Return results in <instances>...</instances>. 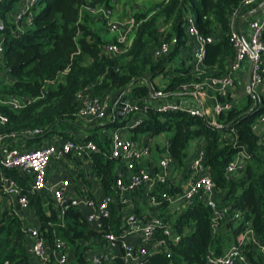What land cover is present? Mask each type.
Wrapping results in <instances>:
<instances>
[{"label": "trees", "instance_id": "16d2710c", "mask_svg": "<svg viewBox=\"0 0 264 264\" xmlns=\"http://www.w3.org/2000/svg\"><path fill=\"white\" fill-rule=\"evenodd\" d=\"M21 1L5 0L0 4V20L5 23L6 35L0 66V99L29 98L35 102L18 112L0 103V113L8 117V123L0 127V148L11 143L15 146L13 142L17 141L22 142L18 147L24 144L29 149L39 148L58 128L83 126L78 120L77 95L86 88H92L97 96L128 95L139 104V124H129L132 115L121 121L115 115L101 128H125L130 139L136 142L143 136L155 138L167 134L169 152L175 160L174 170L184 171L180 183L172 182L171 189H162L171 194L181 191L183 182L189 180L188 149L192 142L202 140L204 165L214 182L217 202L242 214L241 221L229 220L214 234L212 211L199 197L184 210L173 208L172 212L165 205L161 216L173 223L182 239L172 248L171 258L165 254L153 255L148 264H202L209 251L223 254L232 244H239L238 237L248 221L264 245V145L256 129L264 113V94L259 92L255 100L246 93L243 105L234 104L229 96L228 101L233 103L229 111L219 115L209 112L203 118L182 109L160 112L150 104L139 102L150 99V85L155 90L178 94L185 83H198L229 72L236 57L230 42L231 17L244 0H159L148 11L134 15L141 25L132 48L121 56L105 53L104 48L115 40L109 38L103 16L96 13L113 11L112 4L118 0H39L33 7L31 25L19 32L8 14ZM189 16L203 37H217L216 42L205 47L207 73L200 77L194 75L188 64L191 60L186 35ZM165 43L171 45L170 53L155 59L154 50ZM36 129L43 130V134L29 137L27 133ZM98 129L96 126L78 138L61 132L65 140L92 141L99 148L87 160L91 166L90 179L77 172L75 189L80 195L85 191L92 194L95 183L105 194L115 192L117 169L122 162L111 158L110 135L102 136ZM155 149L162 153L159 145ZM240 152L247 157L244 167L228 174L227 166ZM2 179H14L22 195L30 197V210L51 252L56 238H60L67 242L76 264H88L84 255L94 248L92 244H97L99 238L84 213L67 202L68 210L61 219L60 210L49 198L31 193L30 178L20 171L5 169L1 163L0 264H34L23 233L24 220L15 207L7 205ZM136 195L142 196L140 192ZM147 209L136 204L140 215H146ZM120 225V211L113 210L112 218L105 221V228L118 232ZM241 249L252 264H264V256L254 246L242 245ZM114 264L124 263L117 259Z\"/></svg>", "mask_w": 264, "mask_h": 264}, {"label": "built area", "instance_id": "2783aa9c", "mask_svg": "<svg viewBox=\"0 0 264 264\" xmlns=\"http://www.w3.org/2000/svg\"><path fill=\"white\" fill-rule=\"evenodd\" d=\"M5 0H0V4ZM39 0H22L14 24L17 31L23 32L31 25L33 7ZM258 0H244L241 8L251 7ZM238 9L231 17L230 42L236 57L229 72L222 76H210L198 83H185L179 88L178 94L155 90L150 87L149 100H140L153 106L160 112L185 110L196 117L203 118L209 112L219 115L229 111L233 103L228 101L230 92L235 86L234 75L245 62L252 65L251 86L247 92L258 96L264 85V16L250 24V37L244 39L236 30L235 23ZM106 20L107 29L115 40L105 48V53L113 56L125 55L133 46L137 30L141 22L130 16L122 22L112 20V13L104 10L96 12ZM5 23L0 20V66L3 61L4 44L6 35L3 33ZM162 32L164 29L161 30ZM186 35L191 52L190 64L196 77L207 73L205 67L206 45L217 41V37H203L195 25L194 19L189 16L186 23ZM170 44H163L155 49L153 56L161 59L168 55ZM50 84H55L50 83ZM124 98L126 101L124 102ZM187 98L188 100H183ZM80 104L78 120L84 124H102L109 114L107 101L94 94L92 88H86L77 95ZM35 100L29 98L0 99V103L13 111H21L30 106ZM123 104L125 117L140 113L139 104L132 101L128 95H121L117 99L118 115L120 105ZM208 105V106H207ZM140 116L131 121L130 125L139 124ZM133 122V123H132ZM8 123V117L0 113V127ZM264 130V113L258 119V124ZM125 128H115L111 134L110 156L121 160L117 169L115 192L101 196L85 191L83 195L77 193L69 179L51 182L48 171L53 160L65 161L72 157L78 163L88 162V157L98 153L99 148L94 142L79 143L74 140H64L61 144H48L35 149L24 150L21 146L4 145L0 148V163L7 170L20 171L31 180L30 191L33 194H45L51 204L60 210L63 219L68 202L70 206L79 208L85 215L87 222L98 234L99 241L93 243V249L88 250L84 257L88 264H114L121 259L124 264H148V259L153 255L165 254L172 257V248L181 242V236L176 232L173 223L162 217V208L166 205L172 212L184 210L193 203L197 197L204 200L212 211L211 227L217 234L220 227L230 221L239 222L242 214L233 211L230 206L220 205L216 200L215 185L211 174L204 165V153L198 151L197 157L189 161V180L183 182L182 190L174 194L162 191L163 188H172L175 182V160L169 152L168 142L154 157L153 146L149 142L133 141L124 135ZM29 137L43 134V130L36 129L27 133ZM264 145V132L261 137ZM244 152L238 153L227 166V173L232 174L245 165L247 157ZM90 179V173L85 175ZM184 173L179 178L183 180ZM3 190L7 195L9 204L19 211L30 210V197L23 196L21 187L14 179H2ZM140 192L142 196H137ZM145 198V199H144ZM146 202V203H145ZM136 204L148 207L146 215L136 212ZM113 210L120 211L121 225L118 232L107 230L105 221L112 218ZM24 220V219H23ZM23 233L29 243V253L34 259V264H76L71 257L67 242L56 238L55 247L51 252L47 239L42 236L39 225L33 221L23 225ZM239 244H232L223 254L211 250L205 256L202 264H252L244 255L241 246L252 245L260 255L264 256V245L253 228L251 222H245L244 231L238 237Z\"/></svg>", "mask_w": 264, "mask_h": 264}, {"label": "crops", "instance_id": "0c3cea01", "mask_svg": "<svg viewBox=\"0 0 264 264\" xmlns=\"http://www.w3.org/2000/svg\"><path fill=\"white\" fill-rule=\"evenodd\" d=\"M263 16H264V0H258V2L255 5H253L251 7H244L242 9H240L238 11L237 17H236V23H235L236 30L239 32V34L244 39L248 40L250 37V24H251V22L254 20H258ZM189 55H191L190 51H189ZM188 64H190V62ZM250 67H251V65L248 62H245L242 65V67L240 68V70L238 72H236L234 75L235 86L233 87V89L230 92V97H231V100L234 104L240 103L241 105H243L245 103V95H246V93H248L247 92V78H248V73H249ZM259 92L264 94V85L260 89ZM239 99H242V100L239 102L238 101ZM114 116H115L114 113L109 114L107 119L102 124H98V127L101 128L104 125L108 124ZM134 120L135 119L133 118V122H134ZM130 124H131V122H130ZM90 127L91 126H89L88 124L87 125L83 124V126H81V127H74V128L60 127V128H58V131L54 135H52L51 137L47 138L44 141V144L42 146H45L48 144H53V143L61 144L65 140V137L61 135V132L69 133V134H71V136H75L77 138L83 137L87 134V132H89V130L91 129ZM256 129H257L258 134L262 137L263 132H264L262 126L258 125V126H256ZM123 133L127 138L131 137V135L127 131H124ZM108 135H110V134H108ZM140 141L151 143V138H149L147 136H143L140 139ZM21 143L22 142H19V141L13 142V144H15V146H18ZM200 144H203L202 140H199V145ZM7 145H9V144H7ZM11 145H12V143L9 146H11ZM21 147L23 149L26 148V146L24 144H22ZM26 149H29V148H26ZM30 149L31 150L35 149V147L33 146ZM161 149H162V147H161ZM155 158H157V157L155 156ZM192 159H194V158H190L189 161H191ZM77 172L78 173L80 172L84 175H86L87 173H90L91 172L90 164L88 162L78 163L72 157L65 159V161L53 160L51 163V166L49 168V171H48V179L51 182H55V181H58L61 179H69L72 182L73 188H75V187H77L76 183H75V182H77L75 179L78 177ZM77 185H78V183H77ZM91 191H92V194H95L97 196H101L103 189L100 185L95 183L93 185V189Z\"/></svg>", "mask_w": 264, "mask_h": 264}, {"label": "rangeland", "instance_id": "374dc122", "mask_svg": "<svg viewBox=\"0 0 264 264\" xmlns=\"http://www.w3.org/2000/svg\"><path fill=\"white\" fill-rule=\"evenodd\" d=\"M157 2H159V0H118L116 3L112 4V8H113V11H111L112 12V20L115 21V22H118V23L122 22L124 20H127L132 15L134 17V15L136 13L148 11ZM19 9H20V3L16 5V7H15V9H14V11L12 13L8 14V18H9V21L11 23L15 22V20L17 18V15H18ZM110 37H112V36L110 35L109 38ZM101 97L104 100L107 101V106L109 108V114H113L114 112H116V110H117V99H118L119 96L116 95L115 93H112L110 95L107 94V95H103ZM183 100H188V99L187 98H183ZM241 100L242 99H239L238 101L240 102ZM109 114H108V116H109ZM139 116L141 117L140 113L136 114L134 116V119L138 118ZM125 119H127V117H125ZM129 124H130V122H129ZM96 126H98V125H92L90 127L91 129L89 131L94 130ZM113 130H114V128H106V127H104V128H99L97 130V132L100 133L103 136V135L111 134V132ZM166 140H167V134H163L161 136H158V137H155V138H151V143L150 144H151V146H153L154 157L156 156L158 158V153H157V151L155 149L156 145H159L160 147L163 148L165 146V141ZM201 146H202V144L199 145V141H197V142L195 141V142H192L190 144L189 149H188L189 153H190V158L197 157L198 150L201 148ZM183 172L184 171L177 170V172L175 173V182L178 181L180 183L179 178L181 177ZM6 202H7V205H9L10 207H14L13 205L9 204L8 198L6 199ZM142 207L144 208V205H142ZM17 212L24 219L25 224H30L33 221H35V219H36L34 217L35 214L31 210H29V211H19V210H17Z\"/></svg>", "mask_w": 264, "mask_h": 264}, {"label": "water", "instance_id": "95a60500", "mask_svg": "<svg viewBox=\"0 0 264 264\" xmlns=\"http://www.w3.org/2000/svg\"><path fill=\"white\" fill-rule=\"evenodd\" d=\"M252 70H253V67H252V65H251V67H250V70H249V73H248V78H247V90L250 88V86H251V76H252ZM248 94H250V96L253 98V99H257V96L255 95V94H251V93H249L248 92ZM152 96V95H151ZM124 102L126 101V98H124V100H123ZM123 104H121L120 105V107H119V110H118V119H120V120H122V119H124L125 118V113H124V111H123ZM51 131H52V129L50 130V133H51Z\"/></svg>", "mask_w": 264, "mask_h": 264}]
</instances>
